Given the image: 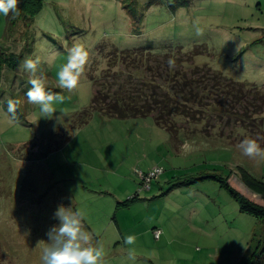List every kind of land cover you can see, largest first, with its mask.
Wrapping results in <instances>:
<instances>
[{
    "label": "rangeland",
    "instance_id": "374dc122",
    "mask_svg": "<svg viewBox=\"0 0 264 264\" xmlns=\"http://www.w3.org/2000/svg\"><path fill=\"white\" fill-rule=\"evenodd\" d=\"M73 37L89 59L68 92L56 73ZM139 49L180 63L111 57ZM0 52L39 56L46 89L66 97L53 117H43L24 96L29 73L2 71L0 264H41L45 245L37 243L50 242L59 205L83 213L93 243L104 247L103 264H246L256 251L264 264V225L223 186L264 207L242 182L245 172L264 183V160L237 148L245 138L264 148V0H43L32 21L17 20L12 30L0 13ZM184 79L196 95L189 101L177 95ZM110 90L151 105L174 99L189 112L172 117L169 130L152 117L87 115L93 94ZM8 98L19 101L14 122ZM149 167L164 173L141 190ZM129 190L140 201L128 207L121 205L127 198L114 204V195L94 200V191ZM128 235L134 244L124 243Z\"/></svg>",
    "mask_w": 264,
    "mask_h": 264
},
{
    "label": "clouds",
    "instance_id": "9594fccd",
    "mask_svg": "<svg viewBox=\"0 0 264 264\" xmlns=\"http://www.w3.org/2000/svg\"><path fill=\"white\" fill-rule=\"evenodd\" d=\"M19 0H0V13L5 17L12 14L15 19L20 15L18 7ZM73 44L67 49V62L60 65L56 73L58 85L68 92L74 91L84 74L85 66L88 63L89 51L80 42V37H73ZM169 67L174 61L169 60ZM41 59L36 56H27L20 64V68L29 73L28 83L30 87L24 93L27 101L39 105V111L43 117L51 118L56 113L54 105L63 103L66 97L59 92H52L46 89V77L40 73L39 65ZM0 103H3L0 101ZM18 100L7 99V115L10 121L17 119ZM237 148L244 157L252 160H264V148L254 138H245ZM54 218L59 220L58 226H53L47 233L50 242L39 241L45 246L42 249L41 264H103L105 250L99 241L93 243V237L86 230L83 213L73 210L72 207L59 205L54 213ZM127 245L134 244L136 237L128 235L123 238ZM129 258L134 259L133 250H129ZM6 264V262H4Z\"/></svg>",
    "mask_w": 264,
    "mask_h": 264
},
{
    "label": "trees",
    "instance_id": "16d2710c",
    "mask_svg": "<svg viewBox=\"0 0 264 264\" xmlns=\"http://www.w3.org/2000/svg\"><path fill=\"white\" fill-rule=\"evenodd\" d=\"M42 5L43 0H21L18 4L20 15L13 19L12 14L10 13L7 17L8 30H12L15 27L17 20H22L23 22H26L28 20L32 21L34 17H36L40 13ZM111 57L115 60V62L117 61L120 63H122L123 59L126 57L132 58L134 60H140L142 62H144L145 60H165L166 62H168L170 60V57L168 55H165L163 58L159 59L145 49H139L130 52L125 51L119 54L112 53ZM22 60L23 57L21 56V54H8L0 52V79L4 68H8L9 70H17ZM177 62L180 63V61L176 60L175 63ZM181 67L183 68V66ZM190 82L188 79H184V83L180 88L181 90H179V93H177L178 96L183 94V96H185V100L187 101L193 98V96L196 97L195 92H190L192 95H189V93L186 91L187 87L189 85L191 86L192 84ZM174 84L178 89L177 86H180V81L174 78ZM106 92L102 93L98 91L93 94L91 106L89 108L90 110L86 111L87 115L88 113L93 111L108 119L126 120L145 119L148 117H152L154 119L155 125L158 128L169 130L172 127V117L182 115L186 116L189 112L187 107L188 104L181 103L174 99L171 100L169 98H163L158 101L156 98H153V105H151V103L147 104L141 102V97L131 95L127 93L126 90H122V94L119 90H116L114 93H112L111 90L109 91L110 93ZM242 182L246 188L251 190V192H253L254 194L260 196L264 200V183L254 180L245 172H243ZM223 186L228 190L230 195L240 203L241 212L252 216L264 225V207L248 200L241 193L234 190L230 186V184H228V182L225 181L223 183ZM137 200L138 198L137 196H135L121 205L128 207L131 203H134ZM258 255L259 253L257 251L254 252L246 264H259L257 262L259 261V259L257 258Z\"/></svg>",
    "mask_w": 264,
    "mask_h": 264
},
{
    "label": "built area",
    "instance_id": "2783aa9c",
    "mask_svg": "<svg viewBox=\"0 0 264 264\" xmlns=\"http://www.w3.org/2000/svg\"><path fill=\"white\" fill-rule=\"evenodd\" d=\"M163 173H164L163 169L159 167L152 168L146 173H141L140 174L142 180L141 190H149L153 185V183L156 182V180L160 178L163 175ZM154 235L156 239H159L161 235V231L159 230L155 231Z\"/></svg>",
    "mask_w": 264,
    "mask_h": 264
},
{
    "label": "crops",
    "instance_id": "0c3cea01",
    "mask_svg": "<svg viewBox=\"0 0 264 264\" xmlns=\"http://www.w3.org/2000/svg\"><path fill=\"white\" fill-rule=\"evenodd\" d=\"M151 169H152V167H151ZM150 170V167L145 171V172H147V171H149ZM145 172H143V173H145ZM126 180H128V177L126 176ZM133 194V193H132ZM131 194V190H129V191H126L122 196H120V195H118V194H116V192H114V194H110V192H107V191H100V192H95L94 191V200H97V201H104V200H107V199H105V198H107L108 196H110V195H114V196H112L113 197V203L115 204L116 202H118V201H123L124 199H126L127 198V200H129V198H133V197H135V196H133ZM137 201H140V199H138ZM108 202V201H107ZM112 203V204H113ZM119 204H120V202H118Z\"/></svg>",
    "mask_w": 264,
    "mask_h": 264
}]
</instances>
